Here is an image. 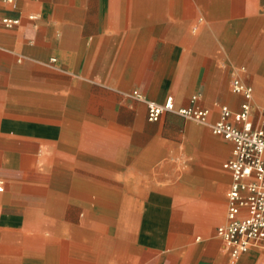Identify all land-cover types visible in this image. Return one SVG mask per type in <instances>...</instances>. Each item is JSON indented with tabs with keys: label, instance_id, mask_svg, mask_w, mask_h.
Wrapping results in <instances>:
<instances>
[{
	"label": "crops",
	"instance_id": "1",
	"mask_svg": "<svg viewBox=\"0 0 264 264\" xmlns=\"http://www.w3.org/2000/svg\"><path fill=\"white\" fill-rule=\"evenodd\" d=\"M0 15L18 20L0 24V264H264L187 228L228 209L233 143L212 124L240 109L233 80L264 105V0H0ZM135 91L197 95L209 122L150 121Z\"/></svg>",
	"mask_w": 264,
	"mask_h": 264
},
{
	"label": "built area",
	"instance_id": "2",
	"mask_svg": "<svg viewBox=\"0 0 264 264\" xmlns=\"http://www.w3.org/2000/svg\"><path fill=\"white\" fill-rule=\"evenodd\" d=\"M17 23L18 20L0 15V24L13 26ZM232 90L244 97L240 109L235 111L222 105L212 130L233 143L232 156L223 163V168L232 176L228 209L216 235L230 256L237 258L253 248L264 247V106L254 105V89L240 77L233 80ZM134 95L146 100L150 121H158L163 114L175 112L186 119L209 122L211 112L195 103L197 95L192 98L193 104L185 107H177L172 95L163 102L146 99L138 91Z\"/></svg>",
	"mask_w": 264,
	"mask_h": 264
},
{
	"label": "rangeland",
	"instance_id": "3",
	"mask_svg": "<svg viewBox=\"0 0 264 264\" xmlns=\"http://www.w3.org/2000/svg\"><path fill=\"white\" fill-rule=\"evenodd\" d=\"M255 81H256V75L251 74L249 79H248V82L254 85V84H256ZM256 88L258 90L256 91L255 100L257 103L264 104V84H260V85L256 84ZM261 106H264V105H261ZM226 212H227V202L225 201V203L223 204V210L218 215V221L205 232H202V231L196 232L193 225L192 226L187 225L188 226L187 228L192 229L194 231L193 235L191 237L192 241L194 242L195 239L197 237H200V236L202 237V240H208L211 237H213L215 232H216L217 226L225 221ZM75 221H76V223L78 222V220H75ZM138 221H140V220H138ZM129 223L130 224L128 226L129 227L128 229L130 231L132 240H133L134 244L137 245L136 247H138L141 251V250H143V245H141L143 243L142 228L139 225H134L132 223V221H130ZM253 249L258 251L259 254H262L264 256V249H260V248H253ZM179 253L184 255V254L188 253V251H185V250L181 251V252L179 251ZM227 258H229L228 255H227ZM136 259H137V257H136Z\"/></svg>",
	"mask_w": 264,
	"mask_h": 264
}]
</instances>
